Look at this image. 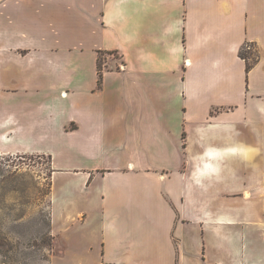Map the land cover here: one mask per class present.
Returning <instances> with one entry per match:
<instances>
[{
    "label": "crops",
    "instance_id": "obj_1",
    "mask_svg": "<svg viewBox=\"0 0 264 264\" xmlns=\"http://www.w3.org/2000/svg\"><path fill=\"white\" fill-rule=\"evenodd\" d=\"M18 154L48 160L62 264H264V0H0Z\"/></svg>",
    "mask_w": 264,
    "mask_h": 264
},
{
    "label": "rangeland",
    "instance_id": "obj_2",
    "mask_svg": "<svg viewBox=\"0 0 264 264\" xmlns=\"http://www.w3.org/2000/svg\"><path fill=\"white\" fill-rule=\"evenodd\" d=\"M49 176L46 157L0 156V264H49L52 254V264H62L60 247L52 250ZM234 251L209 249L208 260L239 264Z\"/></svg>",
    "mask_w": 264,
    "mask_h": 264
},
{
    "label": "trees",
    "instance_id": "obj_3",
    "mask_svg": "<svg viewBox=\"0 0 264 264\" xmlns=\"http://www.w3.org/2000/svg\"><path fill=\"white\" fill-rule=\"evenodd\" d=\"M239 56L245 61V68L246 72H248L253 64L257 62V55H255L250 50H246L243 47L239 50ZM102 61L99 57L98 63H97V72H98V86L101 85V77H102ZM0 247H1V240H0Z\"/></svg>",
    "mask_w": 264,
    "mask_h": 264
}]
</instances>
